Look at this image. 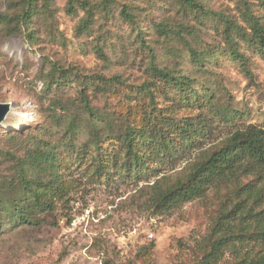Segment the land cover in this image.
<instances>
[{"label": "rangeland", "instance_id": "obj_1", "mask_svg": "<svg viewBox=\"0 0 264 264\" xmlns=\"http://www.w3.org/2000/svg\"><path fill=\"white\" fill-rule=\"evenodd\" d=\"M68 1L38 0L28 30L34 41L25 31L11 33L5 23L0 25V103L11 104L7 115L12 123L29 114L18 127L0 122V188L7 181L18 183V160L39 140L62 142V158L70 155L72 145L90 141L93 125L87 104L111 117L110 125H97L101 139L118 135L128 109L141 101L138 86L151 79L150 50L160 66L196 79L200 96L211 104L204 114L213 116L211 108L233 114L230 123L216 117L210 139L214 144L235 128L264 125V54L249 43L240 46L249 74L232 57L223 35L224 16L241 22L238 0H197L210 12L222 14L211 17L183 0H117L107 8L103 0H77L76 13L67 10ZM82 5L92 11L90 16ZM124 5L130 6L135 22L121 15ZM24 7V0H0V11L19 14ZM160 24L169 33L162 32ZM54 64L68 77L47 92L40 71ZM169 97L159 96L157 106L166 111ZM201 111L183 107L173 112L169 107L167 114L195 116ZM71 120L75 130L68 135L65 128ZM206 146L211 147L210 142ZM8 152L14 156L7 158ZM200 152L188 153L171 172H185ZM75 177L68 201L58 211L42 214L41 226H16L0 212V264H195L222 210L244 198L229 183L159 213L143 181L92 182L77 172ZM6 192L18 195L15 187Z\"/></svg>", "mask_w": 264, "mask_h": 264}, {"label": "trees", "instance_id": "obj_2", "mask_svg": "<svg viewBox=\"0 0 264 264\" xmlns=\"http://www.w3.org/2000/svg\"><path fill=\"white\" fill-rule=\"evenodd\" d=\"M24 1L25 7L19 14L11 13L10 9L0 11V25L5 23L11 33L25 31L34 41L35 37L28 30L38 0ZM115 1L103 0V5L107 8ZM183 2L204 17L222 16L205 9L197 0ZM78 5L77 0H69L67 10L76 13ZM238 5L241 6V22L224 16L223 35L232 57L251 74L247 56L240 46L249 43L264 54V0H238ZM45 7L50 8V4ZM82 7L90 16L92 11ZM121 15L135 22L130 6L124 5ZM158 28L169 33L166 25L160 24ZM179 36L182 37V33ZM150 53L153 58L151 79L138 86L136 92L142 102L136 101L128 109L122 131L101 139L97 125L100 121L110 125L111 117H103L87 104L85 110L93 125L90 141L78 147L72 145L70 155L65 158L58 150L62 142L39 140L29 147L17 163L15 176L18 183L7 181L6 188H0V212H6L7 218L16 226H41L45 221L42 214L54 213L68 201L77 182L76 172L92 182L139 184L143 181L147 183L150 198L159 213L170 212L204 197L213 187L231 183L244 198L222 210L201 245V256L195 264H264V247L258 248V245H264V184L258 187V183L264 181V125L235 128L225 139L214 144L210 139L216 117L221 115L230 123L233 114L215 108H211L215 113L213 116L204 114V108L211 104L206 97L200 96L196 79L160 66L154 60L155 52L150 50ZM191 54L195 60L201 58L193 49ZM59 69L56 64L50 70L41 69L45 91L50 92L53 85L64 84L63 79L68 74L59 73ZM161 95L170 96L172 101L166 111L157 106ZM132 99H136V95ZM169 107L173 112L183 107L202 111L195 116L179 117L174 113L167 114ZM73 125L71 120L65 128L68 135L75 130ZM208 142L211 147L206 146ZM195 149L201 151L200 155L189 163L185 172H171L176 163ZM6 155L7 158L14 156L10 152ZM250 176L254 178L243 181ZM14 187L18 195L10 196L6 189Z\"/></svg>", "mask_w": 264, "mask_h": 264}, {"label": "bare ground", "instance_id": "obj_3", "mask_svg": "<svg viewBox=\"0 0 264 264\" xmlns=\"http://www.w3.org/2000/svg\"><path fill=\"white\" fill-rule=\"evenodd\" d=\"M28 115L22 114L16 123H12L10 121L12 118L10 119L9 115H6L5 118L3 119V121H1V124H3L4 126H7V127H18L27 121Z\"/></svg>", "mask_w": 264, "mask_h": 264}, {"label": "water", "instance_id": "obj_4", "mask_svg": "<svg viewBox=\"0 0 264 264\" xmlns=\"http://www.w3.org/2000/svg\"><path fill=\"white\" fill-rule=\"evenodd\" d=\"M11 104L9 102L0 103V122L3 121L5 116L9 113Z\"/></svg>", "mask_w": 264, "mask_h": 264}, {"label": "built area", "instance_id": "obj_5", "mask_svg": "<svg viewBox=\"0 0 264 264\" xmlns=\"http://www.w3.org/2000/svg\"><path fill=\"white\" fill-rule=\"evenodd\" d=\"M153 234H151V236H152Z\"/></svg>", "mask_w": 264, "mask_h": 264}]
</instances>
